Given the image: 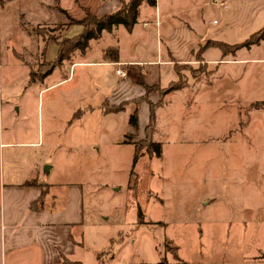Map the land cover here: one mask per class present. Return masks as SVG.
I'll use <instances>...</instances> for the list:
<instances>
[{"label": "rangeland", "instance_id": "1", "mask_svg": "<svg viewBox=\"0 0 264 264\" xmlns=\"http://www.w3.org/2000/svg\"><path fill=\"white\" fill-rule=\"evenodd\" d=\"M49 1L0 0V136L21 141L28 134L39 141L0 147L3 175L20 178L32 160L42 180L73 179L68 159L82 170L86 240L102 250L98 260L89 251L86 264H157L162 257L166 264H264V107L253 105L264 99V63L182 68L181 86L170 90L169 98L159 97L156 123L149 128L161 155L143 154L128 180L133 152L124 132L129 122L121 112L100 127L92 102L99 94L91 100L93 128L77 137L84 143L80 153L73 148L66 155L61 147L43 154L50 140H65L62 130L47 127L49 120L59 126L69 107L59 93L99 84L90 66L76 70L68 82L45 87L38 98L36 87L61 72L27 84L29 65L32 70L46 66L36 46L48 42L46 59L56 54L50 40L59 36L60 24L48 22ZM138 137L141 145L148 140L145 130ZM44 157L56 162L51 171L44 170L49 164ZM91 219L102 223L93 225Z\"/></svg>", "mask_w": 264, "mask_h": 264}, {"label": "crops", "instance_id": "2", "mask_svg": "<svg viewBox=\"0 0 264 264\" xmlns=\"http://www.w3.org/2000/svg\"><path fill=\"white\" fill-rule=\"evenodd\" d=\"M154 1L153 4L141 1L136 20L129 28L121 23L114 24L111 29H101L97 37L90 38L84 50L73 49L67 58L55 63L50 72L58 69L61 75L36 87L35 95L38 98L45 87H56L70 81L75 71L85 69V66H90L94 71L91 74L99 80L95 89L89 87L80 90L77 85H73L70 92L68 89L66 94L59 93L60 98L64 96V101L69 107L59 121V126L49 120L47 127L52 131L62 130L66 134L63 137L65 140H50L44 155H52L51 153L61 147L66 155L73 153V148L80 153L84 143L77 137L93 128L94 108L99 119L96 123L100 127L105 119H115L121 112L124 113L123 118L129 122L128 115L136 111L137 124L129 122L124 132V140H127L126 135L131 137L127 140L131 143L138 136L142 138L151 104L154 106L156 119L157 100L161 95L169 98L167 96L172 93L168 91L160 94L157 89L146 90V86L161 89L177 80L179 75L176 65L193 67L198 63L235 64L243 61L264 63V37L249 47L237 48L233 54H222L221 48L213 44L204 45L207 40L234 44L260 29L264 26V0ZM61 2L63 6L59 0H50L47 3L52 15L48 22L52 26H56V22L60 24L59 36L50 40L56 44V54V39L75 35L82 29L81 24L67 19L69 15L79 19L90 11L98 16L110 13L122 4V0ZM72 26L75 31L71 34L69 30ZM46 44L42 48L36 46V49L43 52L44 60H53L56 54L52 59L45 58ZM114 47L117 49L115 60L107 54V50ZM115 61L122 63L126 76L119 77L114 73ZM30 70L32 69L29 65L26 78L29 85L38 83L41 78L50 74L31 79ZM97 94V100L92 101L97 106L93 108L91 100ZM140 123L144 126L139 127ZM153 140L158 141L154 136ZM38 142L28 134L21 141L13 140L9 136H0V147L11 148L14 144L34 145ZM43 161L49 163L44 168L47 171H51L56 163L52 158L46 157ZM68 162L72 169L70 171H73V179L63 178L61 175L56 180H42L34 160L28 173L18 179L12 173L5 177L0 171V264H58L63 257L85 263L84 257L89 251L92 252L93 258L102 252L95 247L91 239L86 240L84 183L80 180L82 170L79 171L71 159H68ZM92 191L89 190L88 193L92 195ZM37 198L41 199L40 203H36ZM89 223L101 224L102 220L91 219Z\"/></svg>", "mask_w": 264, "mask_h": 264}, {"label": "trees", "instance_id": "3", "mask_svg": "<svg viewBox=\"0 0 264 264\" xmlns=\"http://www.w3.org/2000/svg\"><path fill=\"white\" fill-rule=\"evenodd\" d=\"M141 1L143 0H122V4L117 9L113 10L110 13L97 16L93 12L87 11L86 14L83 15V17L79 19H71V22L82 25L81 31L69 37H62L56 39L58 50L55 58L53 60H47L45 63L46 66L43 69L30 70L29 72L30 78L31 79L40 78L50 73L53 67L55 66V63L59 62L61 59L67 58L73 49L77 48L80 50H84V47L87 45L88 40L90 38L97 37L100 34L99 32L101 31V29L109 30L111 29L112 26H114V24H118V23H121L126 28H129L136 20L138 6L140 5ZM145 1H147L150 4H153L155 2L154 0H145ZM263 37H264V26L250 33L249 36L241 42H236L234 44H227L223 41L207 40L204 43V45L213 44L221 48L222 54H226V53L233 54L237 48L242 46L249 47L250 44L257 43ZM107 54L109 55L110 58L115 60L117 58V49L115 47L109 48L107 50ZM187 66L188 65H176V69L179 75V78L177 80L168 83L165 87H162L161 89L155 86L152 87L146 86V90L157 89L160 91L161 94L180 87L181 86L180 80L182 77L181 69L186 68ZM203 66H205V64ZM253 105L255 107H264V100L255 101ZM153 109L154 107L151 104L148 123L144 128L148 136L147 142L144 145H141L142 143L140 141H136V140L132 141L133 154L131 158V164H130L131 168L129 171V177L134 173V167H133L134 164L143 154H154L155 156L161 155L160 142L153 140L152 136H150L151 133L149 132V128H152V123L154 122ZM128 121L131 124L134 125L137 124L136 111H133L129 115ZM133 182L134 185L132 186V190L135 187L136 179H134ZM36 200H37L36 203L41 202L40 198H37ZM136 212H137L138 221H142V212L140 211L139 205L137 206ZM100 255L101 253H97L96 255L97 260ZM58 264H85V263L78 260L72 261L70 259L63 257L61 262ZM91 264H105V263L100 261H95L92 262ZM157 264H166L165 257L160 258L157 261Z\"/></svg>", "mask_w": 264, "mask_h": 264}, {"label": "built area", "instance_id": "4", "mask_svg": "<svg viewBox=\"0 0 264 264\" xmlns=\"http://www.w3.org/2000/svg\"><path fill=\"white\" fill-rule=\"evenodd\" d=\"M114 65H116L115 69H114V73L116 75H118L119 77H124L126 76V71L123 69L122 67V63L119 61H115Z\"/></svg>", "mask_w": 264, "mask_h": 264}, {"label": "water", "instance_id": "5", "mask_svg": "<svg viewBox=\"0 0 264 264\" xmlns=\"http://www.w3.org/2000/svg\"><path fill=\"white\" fill-rule=\"evenodd\" d=\"M46 166H47V165L45 164V165H44V168H45Z\"/></svg>", "mask_w": 264, "mask_h": 264}]
</instances>
